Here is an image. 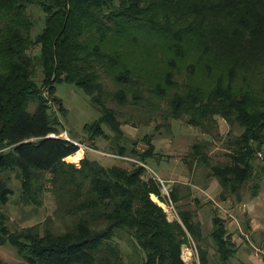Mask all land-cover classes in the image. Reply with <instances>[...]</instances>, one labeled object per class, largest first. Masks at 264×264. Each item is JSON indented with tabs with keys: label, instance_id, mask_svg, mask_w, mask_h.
I'll return each mask as SVG.
<instances>
[{
	"label": "trees",
	"instance_id": "obj_1",
	"mask_svg": "<svg viewBox=\"0 0 264 264\" xmlns=\"http://www.w3.org/2000/svg\"><path fill=\"white\" fill-rule=\"evenodd\" d=\"M35 8L45 14L40 32ZM61 83L100 110L86 130L106 139L105 149L93 148L110 154V164L89 151L78 164L67 161L80 145L60 135ZM112 103L183 119L214 137L185 155L189 180L164 194L147 167L162 157L154 133L130 138ZM219 118L230 126L226 137ZM217 137L224 156L211 153ZM7 172L20 182L22 206L39 211L50 196L52 214L12 229L2 210L15 194ZM213 180L216 198L198 196L195 187ZM263 180L264 0H0V245L24 259L0 264H189L183 247L193 241V264H232L243 234L220 203L253 199ZM153 195L172 201L177 217Z\"/></svg>",
	"mask_w": 264,
	"mask_h": 264
},
{
	"label": "rangeland",
	"instance_id": "obj_2",
	"mask_svg": "<svg viewBox=\"0 0 264 264\" xmlns=\"http://www.w3.org/2000/svg\"><path fill=\"white\" fill-rule=\"evenodd\" d=\"M33 14L37 20V31L40 32L43 27L45 14L40 8H35ZM105 82L110 88H116L111 78H105ZM57 93L62 99L67 112L66 115H62L66 131L60 135L74 139L80 144V151L84 153L82 158L89 151L95 153L103 163L110 164L113 161L109 157L110 154L93 148L94 144L97 143L101 149H105L106 139L98 137L94 141L86 130V124L92 123L100 117V110L91 103L89 96L74 84H59ZM112 105L117 107L121 112V118L125 121L124 128L130 138L133 140L142 139L146 134L154 133V142L157 150L162 153V157L158 159L159 161L153 160L150 163L151 174L164 178L166 182L163 185V193L166 195H168L167 191H170L172 188L174 180L177 181L183 177L190 176L184 157L190 151L193 143L198 140L214 138L209 134L203 133L199 128L187 124L183 119L170 118L167 120L163 117L162 113H160L161 115L152 114L151 111L147 113L146 109L142 107L136 108L132 105H119L116 103H112ZM219 120L221 132L226 137L230 126L222 118H219ZM104 128L112 134L107 126H104ZM223 146V139L217 137L215 144L212 146L211 153L213 155L222 153L223 155L225 152ZM140 147L146 148V144L141 142L139 144ZM80 160L74 161L67 157V161L76 162V164ZM10 175H12V180L11 182L9 180V184L15 188V194L12 196L9 204L4 206L2 210L7 212L9 216L8 223L11 224L12 229L15 230L32 225L52 214L55 206L50 196L46 201V205L39 211L22 206L19 201L20 182L14 173L7 172L6 176L9 177ZM195 190H197L198 196H205L199 189L195 188ZM155 201L165 208L170 220L177 217V209L172 201L169 203L162 202L160 199ZM231 203H224L222 212L229 218L230 227L234 231L243 234V237L240 236L238 239L240 250L232 259V264H264V180L258 196L247 202H237L235 205ZM203 210L204 212L208 210V213L202 216V220L205 232L209 233L213 227L210 209L204 208ZM245 236L248 238L247 240H245ZM0 257L11 263L24 261L18 251L10 244L0 245ZM183 258L189 264L199 261L194 241L189 246L185 245L183 247Z\"/></svg>",
	"mask_w": 264,
	"mask_h": 264
},
{
	"label": "crops",
	"instance_id": "obj_3",
	"mask_svg": "<svg viewBox=\"0 0 264 264\" xmlns=\"http://www.w3.org/2000/svg\"><path fill=\"white\" fill-rule=\"evenodd\" d=\"M72 140L75 141L74 139H72ZM187 170H188V172L190 174V170L189 169H187ZM187 178L188 177H183L181 180H183V179L184 180H189ZM171 180H173V179H171ZM195 188L199 189L202 193H204V195H207V196H209L210 198H213V199L217 196V194L219 192L218 184L214 180L211 181L210 183H207L205 188H202V187H199V186H196ZM224 203L225 202L220 203V206L223 207Z\"/></svg>",
	"mask_w": 264,
	"mask_h": 264
},
{
	"label": "bare ground",
	"instance_id": "obj_4",
	"mask_svg": "<svg viewBox=\"0 0 264 264\" xmlns=\"http://www.w3.org/2000/svg\"><path fill=\"white\" fill-rule=\"evenodd\" d=\"M83 152L82 151H78L76 154H74V155H70V156H68L69 157V159H71V160H74V161H77V160H80L81 158H82V156H83ZM153 198L155 199V200H159L158 199V197L156 196V195H153ZM162 203V202H161ZM162 204H164V203H162Z\"/></svg>",
	"mask_w": 264,
	"mask_h": 264
},
{
	"label": "built area",
	"instance_id": "obj_5",
	"mask_svg": "<svg viewBox=\"0 0 264 264\" xmlns=\"http://www.w3.org/2000/svg\"><path fill=\"white\" fill-rule=\"evenodd\" d=\"M53 136H55L56 134H52ZM67 139H69V140H72L71 138H69V137H66ZM76 142V141H75ZM77 143V142H76ZM77 144H79V143H77ZM80 145V144H79ZM126 159H129V160H135V159H131V158H129V157H126ZM137 161V160H136ZM147 166V165H146ZM151 171H152V169L150 168V166H147ZM156 175V174H155ZM157 177L161 180V182H162V184L164 185V183H165V180H163V178H160L158 175H157ZM168 192V194H169V191H167Z\"/></svg>",
	"mask_w": 264,
	"mask_h": 264
}]
</instances>
